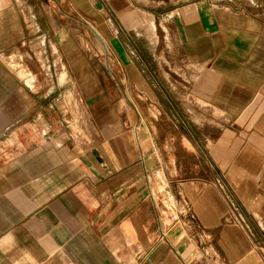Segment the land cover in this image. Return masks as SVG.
I'll return each mask as SVG.
<instances>
[{"label":"crops","instance_id":"1","mask_svg":"<svg viewBox=\"0 0 264 264\" xmlns=\"http://www.w3.org/2000/svg\"><path fill=\"white\" fill-rule=\"evenodd\" d=\"M64 3L86 13L106 67L80 31L42 23L44 5ZM119 3L0 0V264H264V0L167 12L194 76L181 99L128 50L138 8ZM148 92L157 117L138 98ZM191 156L212 172L189 176ZM181 185L189 197L175 196ZM163 202L188 240L168 234Z\"/></svg>","mask_w":264,"mask_h":264},{"label":"rangeland","instance_id":"2","mask_svg":"<svg viewBox=\"0 0 264 264\" xmlns=\"http://www.w3.org/2000/svg\"><path fill=\"white\" fill-rule=\"evenodd\" d=\"M128 9L137 7L138 8V20L140 23H137V25L127 29L123 30V39L127 43L128 50L133 54V57L138 56L140 58L139 62H142L145 64L148 73L150 76L153 75L154 77V84H160L163 86L165 90V94L168 93L170 96L175 97V99H181L180 97H183L182 93L179 91L180 87L184 86V84H192L193 77L190 75V65L185 63L183 60H181L177 54V47L171 40V38L168 35L167 32V21H166V14L167 12L173 8L174 6L186 1V0H126ZM117 3H119V0H117ZM121 3H124V0H121ZM120 4V3H119ZM118 4V5H119ZM48 4L44 5L43 8H41V17L42 23H47V27H50L49 23H56L57 26L60 29V34L64 33L65 37L69 36L71 39L72 36H75L78 31H80L83 34V38L90 41V43L93 46V54L90 56L93 57L92 59V65L95 67H106V62L103 60V58L99 56L100 52H103V45L101 43L93 42V33L91 30L86 26V24L83 25V23H87L89 19L86 17V13L80 11L79 14L76 12H73L71 10V6L67 4H62V7L59 9L58 13L55 14L53 10L47 6ZM46 8L52 16V20L49 19L47 15ZM54 13V14H53ZM117 21L119 22V19L117 18ZM109 22V21H108ZM80 25L79 27L73 28L72 25ZM127 25V24H126ZM52 30V27L49 28ZM113 29V28H112ZM125 37L127 39H125ZM94 43V44H93ZM43 45V44H42ZM42 46H33V53H37L39 56L43 53ZM54 59V64L56 62H59V58L56 55V50H52ZM31 52V51H30ZM16 53H20L22 58L20 59V63L22 64L24 61V57L26 56L29 58V53H25V55L22 52L17 51ZM31 54V53H30ZM43 55V54H42ZM37 58V56H36ZM43 58V57H42ZM58 58V59H56ZM51 60V59H49ZM48 60V61H49ZM66 62V61H65ZM42 68L47 69L49 67L42 61L40 63ZM98 69V68H97ZM46 75L43 79H49V70H45ZM151 78V77H150ZM35 79V78H34ZM102 79V77H100ZM178 90V91H177ZM150 95L144 96L139 95V99L147 102V111L150 117H157L158 110L156 107L153 106L152 102V93L148 92ZM38 95V93H36ZM65 96L67 97V93L57 92V93H51L50 96ZM154 98V97H153ZM167 98V96H166ZM160 113V111H159ZM194 128V126H193ZM191 163H192V171L190 172L189 176H196L197 173L199 174L201 164V172L203 173L204 170L207 171V173L212 172V167L209 163L206 164V167H204V162L202 161V157L197 156H191ZM173 163L175 164V161L173 160ZM204 163V164H203ZM175 168V167H174ZM197 168V170L195 169ZM206 168V169H205ZM197 172V173H196ZM176 173L174 171L171 172ZM159 176L162 177V180L165 181L167 176L166 173H159ZM184 185V184H183ZM183 185L179 186V190H177L176 197L180 196H187L189 197V193L186 191V189L183 187ZM163 189V188H161ZM165 190V189H164ZM161 190L160 195L163 196L165 194V191ZM171 196V195H170ZM169 196H164L165 199H167ZM168 202H163L160 206V212L161 214L165 215V224L169 228L168 234L172 233L173 235L177 237H184L186 240V235L189 233H193L192 230H188V223L182 220H178L177 217H175L176 214H168L166 207L168 206ZM175 217V218H174Z\"/></svg>","mask_w":264,"mask_h":264},{"label":"built area","instance_id":"3","mask_svg":"<svg viewBox=\"0 0 264 264\" xmlns=\"http://www.w3.org/2000/svg\"><path fill=\"white\" fill-rule=\"evenodd\" d=\"M44 1L48 3L51 0H44ZM230 214L233 216L234 220L242 223V225L244 226L245 222L243 218L241 217V215L239 214L237 207H235L233 204H230ZM245 227L247 226L245 225Z\"/></svg>","mask_w":264,"mask_h":264}]
</instances>
